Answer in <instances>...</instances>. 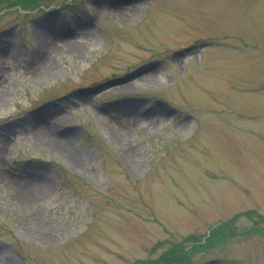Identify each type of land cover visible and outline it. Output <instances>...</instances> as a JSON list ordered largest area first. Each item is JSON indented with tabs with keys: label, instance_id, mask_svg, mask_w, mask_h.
<instances>
[{
	"label": "rangeland",
	"instance_id": "1",
	"mask_svg": "<svg viewBox=\"0 0 264 264\" xmlns=\"http://www.w3.org/2000/svg\"><path fill=\"white\" fill-rule=\"evenodd\" d=\"M0 264H264V0H0Z\"/></svg>",
	"mask_w": 264,
	"mask_h": 264
},
{
	"label": "bare ground",
	"instance_id": "2",
	"mask_svg": "<svg viewBox=\"0 0 264 264\" xmlns=\"http://www.w3.org/2000/svg\"><path fill=\"white\" fill-rule=\"evenodd\" d=\"M73 24H78L76 20L70 21ZM74 29L66 28L64 31H57L56 29H49L48 31L42 32V30H35L34 37L36 38V43H38V55L41 56L43 53L48 51L49 46L57 47L59 45L66 46L69 43H72L75 39ZM44 64V62H43ZM42 128L36 127L34 129V134L45 139L46 137L42 134ZM117 136L116 134H114Z\"/></svg>",
	"mask_w": 264,
	"mask_h": 264
},
{
	"label": "trees",
	"instance_id": "3",
	"mask_svg": "<svg viewBox=\"0 0 264 264\" xmlns=\"http://www.w3.org/2000/svg\"><path fill=\"white\" fill-rule=\"evenodd\" d=\"M222 225L220 226V228H218L217 230L221 229Z\"/></svg>",
	"mask_w": 264,
	"mask_h": 264
}]
</instances>
